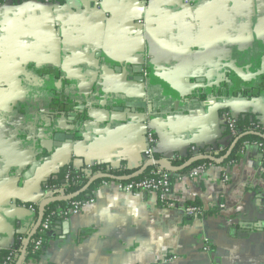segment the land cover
<instances>
[{"label": "crops", "instance_id": "1", "mask_svg": "<svg viewBox=\"0 0 264 264\" xmlns=\"http://www.w3.org/2000/svg\"><path fill=\"white\" fill-rule=\"evenodd\" d=\"M225 111L264 131V0L1 1L0 248L27 237L60 166L137 171L148 130L157 160L213 155ZM213 163L173 174L172 207L98 182L21 264H264L261 146ZM195 201L210 212L184 215Z\"/></svg>", "mask_w": 264, "mask_h": 264}, {"label": "trees", "instance_id": "2", "mask_svg": "<svg viewBox=\"0 0 264 264\" xmlns=\"http://www.w3.org/2000/svg\"><path fill=\"white\" fill-rule=\"evenodd\" d=\"M0 2H1V0H0ZM233 118H234V128L238 132L237 137H239L240 135H242V136L237 140V142L233 146L231 152L229 153L228 157L222 161V164H231V163L236 162L237 159L239 158L240 154H241V151L244 148L245 142L261 144V148L264 150V141L259 136L255 135V134L244 135L245 133L249 132L250 130L253 132L261 133V134L263 133V130H260L258 128L253 127V125H256V122H257L255 115L248 113V112H241L237 116H234ZM228 134H229V129L226 127V131L224 133V136H227ZM232 141H233V139H228L227 143L223 147H221L218 151L213 150L210 152L215 156H219V155L224 156L227 149L231 145ZM188 158H189V156L180 157V158L179 157H173V158H170L169 161L173 166H179L182 163H184ZM156 159H158V158H156ZM209 164H214V163L207 161V160H199V161L192 163L188 168L180 171L179 173L188 172L191 169H194L198 166H204L205 167ZM151 169H152V167H148L141 175L135 177V179L147 175V173ZM134 171L135 170L130 169L127 166H125V164H122L118 167H112V166H108L107 164L96 163V164L91 166L89 171H86L84 169V166L79 167V168H75L72 166L71 163H66V164L60 166L57 171L51 173L46 179H44L42 181V188H43V185H45L49 188H52L54 194L58 193V188H60L61 192L65 193V194H72V193L79 191L91 179V177H93L96 174L104 173V174L112 175L114 177H118V176L130 175ZM170 174L173 175L175 173L171 172ZM99 181H100V179L93 181L84 192L80 193L75 198H72L70 200H61V201L50 202L45 207V213H47L51 210H54L56 207L61 209V211L56 212L55 216L52 219V223L55 224L56 221H58L64 217H67L69 215L67 210L73 201H84V200L88 199L90 196V192H91L92 188ZM188 206H195V207H199V208L203 207L199 202H196V201L195 202H186L185 207H188ZM206 212L209 213L210 211H206ZM206 212L204 213V215L208 214ZM188 217H199V216H188ZM36 218H37V216H36ZM51 235H52V230L47 232L44 235L45 240L43 243V247L40 250L35 251V253H33V254L30 253L31 245H29L27 247V251H26L27 253H26L25 258L29 259L31 256L39 257V255L43 252L44 247H45L47 241L49 240V238L51 237ZM23 236H24V234L15 233L12 246L10 248H6V249L0 248V264H3V262L6 260V258L8 256H11V260L8 262V264H13L16 261L17 257L20 254V249H21L20 238Z\"/></svg>", "mask_w": 264, "mask_h": 264}, {"label": "built area", "instance_id": "3", "mask_svg": "<svg viewBox=\"0 0 264 264\" xmlns=\"http://www.w3.org/2000/svg\"><path fill=\"white\" fill-rule=\"evenodd\" d=\"M1 1L3 2V1H22V0H1ZM42 1L45 3H50V4L56 2V0H42ZM101 1L102 0H95L97 6L100 5ZM143 1H146V0H143ZM192 1L193 0H185V2L188 4H191ZM145 63H147V62L145 61ZM222 118H223V121H224L226 127L229 129L228 139L234 140L237 137L238 132L234 128L233 116H231L227 111H225V112H223ZM263 133H264V131H263ZM154 144H155L154 134L151 130H148L145 134L144 155L146 157L147 162L149 163V167H152V169L147 173V175L142 176L140 178H136V179L135 178L134 179L133 178L122 179V177H125L127 175L118 176V177L113 176V178H101L99 183L103 184V185H107L109 183H114L115 186L117 187V189L121 192H124V193L138 194V193H142V192H157L159 194V198L161 199V201H163L166 204L168 203V205L171 207L174 206L173 202L169 198L170 194H171V189H172L173 175L170 174L171 173L170 171H167V170L163 169L161 166L154 164V161L157 160L153 154L154 153L153 152ZM245 144H247V142H245L244 145ZM259 145L261 146V144H259ZM190 151L193 154L192 156H196L199 152L195 147H192V146L190 147ZM199 154H205V153H199ZM206 155H210V153H207ZM192 156H190V158ZM210 156H213L215 159H221L223 157V155H219V156L210 155ZM172 157H174V156H172ZM263 160H264V150H263ZM158 161H160L164 164H167L169 166H173L169 160L159 159ZM94 164H96V163H87L86 165H84V169L86 171H89L91 166ZM203 169H205L204 166H198L194 169H191L187 173V177L190 178L191 180H196L201 175V172L203 171ZM223 179L228 180L229 175L227 173H224ZM43 191L47 195L46 199L52 198V197H65V196L70 195V194H65V193L61 192L60 188H58V193L54 194L53 189L49 188L45 185H43ZM93 201H94V199H93L92 195H90L89 198L84 200V201H73L71 203L70 207L68 208L67 212H68V214L71 212H76L82 206L87 205L89 203H92ZM48 204L49 203H46L43 206L40 205L38 208L29 206V209L31 211H37V215H38L39 210H40L41 215H42L40 225L37 228L35 234L30 238L29 243L27 245V247L29 245H31V247H30L31 248L30 249L31 254L35 253V251H38L43 247V243L45 240L44 235L47 232L51 231V229L53 227L52 219L55 216L56 212L61 211L60 208L56 207L54 210H51V211L45 213V207ZM222 207H223V204L219 203L216 206H214L212 209H217V208H222ZM208 210H210V208H206V207H200L199 208V207H195V206H188V207L184 206L183 207V213L186 216H203L204 213ZM25 240H26V236H23L20 238V242H21L20 252L23 248ZM27 247H26V250L24 253L23 260L26 257ZM204 248L207 249V247H204ZM18 257H17V259H18ZM17 259H16V261H17ZM29 259L35 260L36 257L31 256ZM10 260H11V256H8L6 258V260L3 262V264H8V262ZM16 261L13 264H16Z\"/></svg>", "mask_w": 264, "mask_h": 264}, {"label": "water", "instance_id": "4", "mask_svg": "<svg viewBox=\"0 0 264 264\" xmlns=\"http://www.w3.org/2000/svg\"><path fill=\"white\" fill-rule=\"evenodd\" d=\"M248 134H255V135L259 136L264 141V135L261 134V133L249 131V132L245 133L244 135H248ZM241 136L242 135H240L239 137H236L232 141L231 145L229 146V148L227 149L226 153L224 154V156L221 159H215L213 156L200 154V155H196L194 157H191V158L187 159L184 163H182L179 166H169V165L164 164V163H162V162H160L158 160H155L154 164L158 165V166H161L163 169H165L167 171H170V172H173V173H177V172H180V171L188 168L192 163H194L196 161H199V160H207V161H210V162L222 163V161L225 158L228 157V155L231 152L233 146L235 145V143L237 142V140ZM148 167H149V163L146 162L145 165H143L140 169H138L137 171L133 172L130 175L122 177V179L135 178V177L141 175ZM101 178H113V176L109 175V174H104V173L96 174L79 191H77L75 193H72V194H70L68 196H65V197L47 198L44 201H42L41 206L45 205L46 203H50V202L61 201V200H70L72 198H75L77 195H79L80 193L84 192L93 181H95L97 179H101ZM41 218H42V215H41V211L39 210V213L37 215L35 224H34V226L32 227L31 231L29 232V234L26 237L25 243H24L23 248H22V250L20 252V255H19V257H18V259L16 261V264H21L22 263L26 247H27V245L29 243L30 238L35 234L37 228L39 227L40 222H41Z\"/></svg>", "mask_w": 264, "mask_h": 264}]
</instances>
